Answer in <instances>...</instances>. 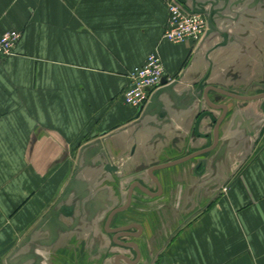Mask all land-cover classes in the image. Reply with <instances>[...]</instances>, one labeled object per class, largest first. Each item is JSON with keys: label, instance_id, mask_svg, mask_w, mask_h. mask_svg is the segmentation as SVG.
<instances>
[{"label": "crops", "instance_id": "1", "mask_svg": "<svg viewBox=\"0 0 264 264\" xmlns=\"http://www.w3.org/2000/svg\"><path fill=\"white\" fill-rule=\"evenodd\" d=\"M169 1L0 0V34H22L0 60V264H264V98L209 91L212 109L192 99L205 78L223 92L264 95V7L220 0L207 7L220 32L172 43L163 37ZM223 35L228 43L214 49ZM153 51L171 80L182 76L178 96L163 97L164 117L123 101L130 72ZM206 110L217 119L227 111L208 153L216 123L205 118L196 131ZM198 153L208 162L201 177L196 159L155 169ZM135 180L154 194L136 188L122 216L143 236L130 239L138 252L118 256L104 246V209L125 204ZM74 198L84 208L67 220L79 230L52 241L51 210Z\"/></svg>", "mask_w": 264, "mask_h": 264}, {"label": "built area", "instance_id": "2", "mask_svg": "<svg viewBox=\"0 0 264 264\" xmlns=\"http://www.w3.org/2000/svg\"><path fill=\"white\" fill-rule=\"evenodd\" d=\"M168 9L169 17L163 35L165 40L172 43L198 42L208 31V18L205 15L189 13L177 0H170ZM21 36L17 30L0 34V60L15 54ZM165 76L162 58L153 51L142 65L130 72V85L123 93V101L138 109L146 107Z\"/></svg>", "mask_w": 264, "mask_h": 264}, {"label": "water", "instance_id": "3", "mask_svg": "<svg viewBox=\"0 0 264 264\" xmlns=\"http://www.w3.org/2000/svg\"><path fill=\"white\" fill-rule=\"evenodd\" d=\"M179 3H181L184 7V9L186 11H188L189 13H198V14H203L205 15L207 18H208V31H207V35L210 36L214 33H218L220 32V29L218 28L217 26V21L215 19V13L214 11H212L211 9H207V7L210 5L211 8H213V5H214V0H177ZM223 41L217 43L216 45L213 46L214 49H217L218 47H221V46H224L228 43V37L226 35H223ZM181 79H182V76H179L178 78L176 79H169V77L166 75L163 80H162V83H161V87L158 88L151 96V99H150V102L147 104L146 107H142L140 108V112H142V117H145L146 115H150L151 113H154L155 111H159V115L161 117H164L166 115V111L164 110V107H165V102L163 101V97H169L170 99H175L177 96H178V93H177V88L180 87V84H181ZM206 80L207 78L203 79L199 85L197 86V88L194 90V94L195 96L192 97V99H197L198 97L199 98H203V101L205 103H207V105H209V107L212 109V108H215V104L211 101L210 97H209V91H217L218 93H222V94H225V95H229L231 97H234V98H237L239 100H251V99H260V98H264V95H261V96H257V97H252V98H246V97H242L240 95H236V94H232V93H229V92H223L219 89H216V87H213V86H207L206 85ZM217 108V107H216ZM224 110H226V106H223L222 107ZM262 108L264 109V102L262 104ZM226 114H227V111L223 113V118L221 119H217L214 114L212 113V111L210 110H206L204 111L199 117H198V120H197V123H196V131L197 133L199 134V125L201 123V121L205 118H209L212 122H215L216 123V127H215V134H214V137H215V145H213L212 147L208 148L206 150V152H210L212 150L215 149V147L217 146L218 144V141H219V126L221 125V122L222 120L226 117ZM99 143V141H96ZM101 147H94L92 150V154H96L95 152H98V150L100 149ZM103 154H105V150H103ZM200 154L202 153H198V154H195V155H192L191 157L188 158V160L194 158V157H197L199 156ZM187 160V159H186ZM185 159H183L182 161H178V162H174V163H166L164 165H161L159 167H156L155 169H165V168H168V167H171V166H174V165H177L183 161H186ZM204 161V159H203ZM106 169L109 171V172H117L118 170V167H112V164L111 163H107L105 165ZM197 168V167H196ZM154 169V170H155ZM153 170V171H154ZM159 182V181H158ZM76 182L75 181H72L66 188V192L65 193H69L70 190L73 188V185L75 184ZM75 186V185H74ZM139 187V188H142L143 189V186L140 184V183H137V184H134L132 187H131V191H134L135 187ZM144 191H146L145 189H143ZM132 199V197L130 196V200ZM76 207H74V205H67V204H63L61 205V210L65 213H69L68 215L72 216V215H75L76 211L75 210ZM79 210L80 212H82V206H79ZM66 215V214H65ZM66 215V216H68ZM53 219H55L57 217V213L53 212ZM55 240V237H53L52 241ZM31 252H33L31 250ZM34 256V254H29L27 255V257H21L20 258V263L21 262H24L26 261L28 258H32ZM10 264H13V262H11Z\"/></svg>", "mask_w": 264, "mask_h": 264}, {"label": "flooded vegetation", "instance_id": "4", "mask_svg": "<svg viewBox=\"0 0 264 264\" xmlns=\"http://www.w3.org/2000/svg\"><path fill=\"white\" fill-rule=\"evenodd\" d=\"M219 1L220 0H214L213 6H215V9H216L217 3ZM247 1L249 2L250 8H254L257 5H261L264 7V0H235L234 2L236 3V6L241 7ZM221 118H223V115L221 117H219V119H221ZM224 120H225V118L222 120L221 125L219 126V131H220V128H221ZM214 134H215V129H214ZM214 139H215V137H214ZM205 153H207V152H205ZM202 155H204V154H200L199 156L188 160V158L191 157V155H189V156L183 158L185 160L187 159L186 161H183L179 164L187 163V162H190V161L196 159L197 162L195 164L193 172L197 177H201L205 174V172L207 170V164H208L207 160H205L203 157H200ZM183 159H181L179 161H182ZM203 159H204V161H203ZM172 162H175V161H172ZM152 174H153V171H152ZM117 177H118L117 179H114V180L112 179V182L115 183V181H116L118 185L122 184L123 181H125L126 178H128L126 176V174L120 175ZM150 179L153 182V176L150 177ZM200 182H201V180L199 179V181L195 185V188L202 185V183H200ZM137 183L142 184L139 180H135L132 182V185L130 186V188H128V190L126 192L127 200H126L125 204L113 205L114 203H112L113 201L111 200L110 202L107 203V205L104 209V213L106 216L104 228H105V232L108 236L107 238L110 239V242L107 244L104 243V244H106L104 246H106L105 248H107V246H108V248H110L111 251H113L114 247H116L117 249H116L115 255H118V256L121 255V249L122 250L133 249V250L138 252V249H137L138 245L135 242L130 241V239L136 240V239H139L143 236V230L141 228L131 225L132 223H127L129 218L127 216H122L131 208L133 201L135 199L134 193L136 192L135 191L136 188L140 189L143 193L150 195L151 197H153V194H154L153 190L150 189L149 187H146L145 185H142V186H143V189H145L146 191H144L142 188H139L137 186L135 187L134 191H131L132 190L131 187L133 186V184H137ZM215 184H216V182L210 183V187H214ZM65 192H66V189L64 190L60 200H64V199L68 198V193H65ZM130 196L132 197L131 200H130ZM78 201H79V199L74 198V203L71 205H74V207H76L75 210H78L79 206H82V210H83L84 206L82 205V203H79ZM51 212L53 214L54 211L51 210ZM56 212H57V215H59V216L62 215L64 219L59 220L56 217L55 219H52V221L47 225L48 229L50 230L51 239H53V237H55V240H56L59 236V232H67L68 233L69 231L79 230L80 226L77 225L79 223V220L73 219L71 223H69V221L67 220L70 217L73 218V215L70 216V215H68L69 213L63 212L61 210V206H59V208L57 209ZM65 214L68 216H66ZM120 216H122V217H120ZM89 219H90V221L92 220L91 218H89ZM100 244L101 243H97L98 246ZM32 251L33 252H31L30 254H35L34 248L32 249Z\"/></svg>", "mask_w": 264, "mask_h": 264}]
</instances>
